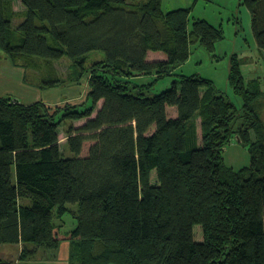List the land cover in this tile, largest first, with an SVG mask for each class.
<instances>
[{"label": "trees", "instance_id": "obj_1", "mask_svg": "<svg viewBox=\"0 0 264 264\" xmlns=\"http://www.w3.org/2000/svg\"><path fill=\"white\" fill-rule=\"evenodd\" d=\"M14 1L0 0V51L24 67L66 56L87 74L90 103L52 112L0 96V245H23L0 264H41L39 251L57 259L63 240L69 264H264V121L251 103L258 81L244 79L232 54L228 80L241 107L199 74L150 92L192 44L213 51L223 28L200 18L189 25L191 7L164 11L161 0H18L20 12ZM244 3L264 51V0ZM92 51L102 58L86 65ZM148 74H156L150 83L133 79ZM80 119L66 130L67 157L58 128ZM233 136L250 152L239 170L222 156ZM67 203L77 204L69 230L53 221Z\"/></svg>", "mask_w": 264, "mask_h": 264}, {"label": "rangeland", "instance_id": "obj_2", "mask_svg": "<svg viewBox=\"0 0 264 264\" xmlns=\"http://www.w3.org/2000/svg\"><path fill=\"white\" fill-rule=\"evenodd\" d=\"M161 6L164 11L179 7H191L189 25L196 18L205 19L215 26H221L224 38L215 44V48L211 52L206 51L198 43L192 44L189 58L175 67L174 75H166L155 80L150 92L161 91L168 87L174 79H179L181 75L200 74L211 79L220 93H224L236 106L241 107L245 102L244 96L235 93L228 80L229 60L232 54H236L244 79L258 81L261 95L251 103L264 121V51L256 43L251 27V12L244 0H161ZM12 8L20 12L22 6L16 0L12 3ZM18 14L13 17L14 25L21 20L22 15ZM149 53L151 58L165 56L161 51H149ZM0 55V96H9L23 103L41 101L49 106L52 112L65 105H79L84 101L87 104L90 103V100H86L89 87L87 74L83 73L79 76L77 69L66 56L50 61V64L45 63L44 60L36 59L37 67H24L23 61L18 59L13 62L6 58L3 51H0ZM102 55V52L99 51L90 52L86 65L100 60ZM50 76L58 78L53 85H48L47 78ZM155 77L156 74H148L136 76L133 79L139 83H150ZM100 105L101 102L97 104V109ZM169 114H175L173 108H169ZM84 121L85 119L74 122L66 120L60 124L58 128L59 142L65 156H74L65 143L67 128L71 124L79 127ZM251 134H254L253 130H251ZM91 143L92 141L84 142V153ZM222 156L224 163L233 170H239L250 164V152L247 146L241 144L235 136L223 147ZM66 206L68 211L60 217L55 215L53 221L63 224L64 229L69 230L74 227L75 220L72 211L76 209L77 204L67 203ZM54 212L56 213L57 210L55 209ZM22 248V244L19 246L16 243L1 244L0 256L15 260ZM44 257V252L41 254L39 251L35 260L37 262L51 260L44 259Z\"/></svg>", "mask_w": 264, "mask_h": 264}, {"label": "crops", "instance_id": "obj_3", "mask_svg": "<svg viewBox=\"0 0 264 264\" xmlns=\"http://www.w3.org/2000/svg\"><path fill=\"white\" fill-rule=\"evenodd\" d=\"M19 245H21V243H18V246ZM68 256H69V242L67 240H63L59 246L57 259L50 260V261H40V263L41 264H69ZM62 261L63 263H61Z\"/></svg>", "mask_w": 264, "mask_h": 264}, {"label": "bare ground", "instance_id": "obj_4", "mask_svg": "<svg viewBox=\"0 0 264 264\" xmlns=\"http://www.w3.org/2000/svg\"><path fill=\"white\" fill-rule=\"evenodd\" d=\"M200 75V74H199Z\"/></svg>", "mask_w": 264, "mask_h": 264}]
</instances>
